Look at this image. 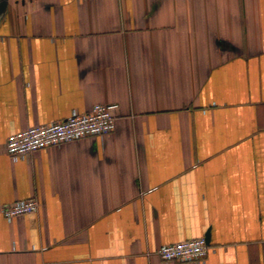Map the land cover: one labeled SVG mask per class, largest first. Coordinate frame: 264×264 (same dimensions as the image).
I'll list each match as a JSON object with an SVG mask.
<instances>
[{
  "label": "crops",
  "instance_id": "0c3cea01",
  "mask_svg": "<svg viewBox=\"0 0 264 264\" xmlns=\"http://www.w3.org/2000/svg\"><path fill=\"white\" fill-rule=\"evenodd\" d=\"M0 264H264V0H0ZM116 103L114 130L6 137ZM185 264V263H168Z\"/></svg>",
  "mask_w": 264,
  "mask_h": 264
},
{
  "label": "built area",
  "instance_id": "2783aa9c",
  "mask_svg": "<svg viewBox=\"0 0 264 264\" xmlns=\"http://www.w3.org/2000/svg\"><path fill=\"white\" fill-rule=\"evenodd\" d=\"M116 103L95 104L83 113L73 111L67 118L49 124H35L13 132L6 137L4 153L11 159L25 158L38 150H45L67 142L88 137H102L115 128ZM39 201L32 197L17 200L0 210L7 221L13 218L37 212ZM157 254L163 262L203 264L208 252L204 237L162 244Z\"/></svg>",
  "mask_w": 264,
  "mask_h": 264
},
{
  "label": "water",
  "instance_id": "95a60500",
  "mask_svg": "<svg viewBox=\"0 0 264 264\" xmlns=\"http://www.w3.org/2000/svg\"><path fill=\"white\" fill-rule=\"evenodd\" d=\"M1 6H2V4H1V2H0V8H1V9H0V13H1V11H2V7H1ZM205 240H206V243L209 241V233H208V232L206 233Z\"/></svg>",
  "mask_w": 264,
  "mask_h": 264
},
{
  "label": "flooded vegetation",
  "instance_id": "af4514ba",
  "mask_svg": "<svg viewBox=\"0 0 264 264\" xmlns=\"http://www.w3.org/2000/svg\"><path fill=\"white\" fill-rule=\"evenodd\" d=\"M2 7V6H1ZM1 9V8H0Z\"/></svg>",
  "mask_w": 264,
  "mask_h": 264
}]
</instances>
